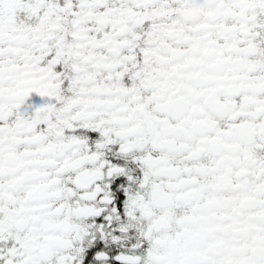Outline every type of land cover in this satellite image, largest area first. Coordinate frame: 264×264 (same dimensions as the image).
Returning a JSON list of instances; mask_svg holds the SVG:
<instances>
[{
  "label": "snow or ice",
  "instance_id": "1",
  "mask_svg": "<svg viewBox=\"0 0 264 264\" xmlns=\"http://www.w3.org/2000/svg\"><path fill=\"white\" fill-rule=\"evenodd\" d=\"M0 264H264V0H0Z\"/></svg>",
  "mask_w": 264,
  "mask_h": 264
}]
</instances>
